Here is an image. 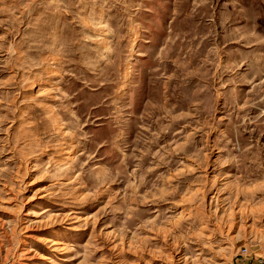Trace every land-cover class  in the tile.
Here are the masks:
<instances>
[{"label": "rangeland", "instance_id": "obj_1", "mask_svg": "<svg viewBox=\"0 0 264 264\" xmlns=\"http://www.w3.org/2000/svg\"><path fill=\"white\" fill-rule=\"evenodd\" d=\"M263 242L264 0H0V264Z\"/></svg>", "mask_w": 264, "mask_h": 264}, {"label": "crops", "instance_id": "obj_2", "mask_svg": "<svg viewBox=\"0 0 264 264\" xmlns=\"http://www.w3.org/2000/svg\"><path fill=\"white\" fill-rule=\"evenodd\" d=\"M251 261L252 264H264V260H261L260 258H252Z\"/></svg>", "mask_w": 264, "mask_h": 264}, {"label": "built area", "instance_id": "obj_3", "mask_svg": "<svg viewBox=\"0 0 264 264\" xmlns=\"http://www.w3.org/2000/svg\"><path fill=\"white\" fill-rule=\"evenodd\" d=\"M261 245V252L264 254V242Z\"/></svg>", "mask_w": 264, "mask_h": 264}, {"label": "bare ground", "instance_id": "obj_4", "mask_svg": "<svg viewBox=\"0 0 264 264\" xmlns=\"http://www.w3.org/2000/svg\"><path fill=\"white\" fill-rule=\"evenodd\" d=\"M54 245H59V244H54Z\"/></svg>", "mask_w": 264, "mask_h": 264}]
</instances>
